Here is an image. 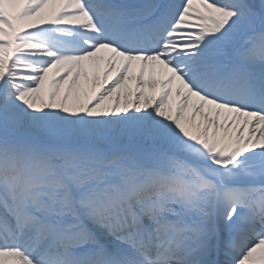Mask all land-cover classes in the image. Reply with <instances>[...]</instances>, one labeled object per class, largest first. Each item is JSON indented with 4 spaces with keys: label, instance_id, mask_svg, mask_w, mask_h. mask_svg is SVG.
<instances>
[{
    "label": "snow or ice",
    "instance_id": "6c2138e0",
    "mask_svg": "<svg viewBox=\"0 0 264 264\" xmlns=\"http://www.w3.org/2000/svg\"><path fill=\"white\" fill-rule=\"evenodd\" d=\"M0 264H264V0H0Z\"/></svg>",
    "mask_w": 264,
    "mask_h": 264
}]
</instances>
